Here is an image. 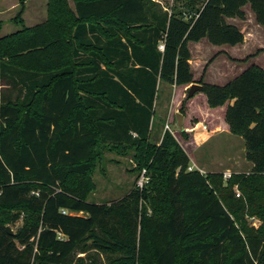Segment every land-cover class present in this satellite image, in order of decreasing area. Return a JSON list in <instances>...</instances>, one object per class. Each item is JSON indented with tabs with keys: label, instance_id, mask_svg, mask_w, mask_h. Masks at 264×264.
<instances>
[{
	"label": "trees",
	"instance_id": "trees-1",
	"mask_svg": "<svg viewBox=\"0 0 264 264\" xmlns=\"http://www.w3.org/2000/svg\"><path fill=\"white\" fill-rule=\"evenodd\" d=\"M72 1L47 0L43 23L0 39V264H83L75 254L90 251L100 264H264V70L200 79L193 96L225 107L249 173L188 171L177 138L189 148L208 133L198 118L150 142L160 88L194 83L188 44L241 45L227 20H245V6L264 35V0ZM100 146L134 149L148 182L88 202Z\"/></svg>",
	"mask_w": 264,
	"mask_h": 264
},
{
	"label": "rangeland",
	"instance_id": "rangeland-1",
	"mask_svg": "<svg viewBox=\"0 0 264 264\" xmlns=\"http://www.w3.org/2000/svg\"><path fill=\"white\" fill-rule=\"evenodd\" d=\"M25 1L26 0H0V39L11 36L23 28H31L40 23L42 20L34 17L37 11L42 18L46 20L47 4H43L44 6H42V8H36V5H39L42 0H31L26 3V9ZM159 1L164 5H169L171 2V0ZM25 9L26 14L24 17L23 13ZM244 11L245 20H228L229 23L236 25L242 32L244 42L241 46H225V51H217L219 48L210 47L209 49L203 50V52H199L197 55L199 58L203 57L207 59L210 65H206V67H210L206 69V71L209 70L206 76V80L209 83H221L222 79H224L223 77L226 78L227 75L231 73L225 62L231 63V66L235 70L239 67L244 68L249 65L264 67L263 31L255 22L249 7L244 8ZM232 58L237 61L231 60ZM182 90L184 89L179 88V90L176 91V95L180 100L187 95L186 92ZM172 94L173 89L164 85V87L160 88L156 101L153 127L158 130L161 127L162 134L166 124H169L171 130L176 132L179 131L176 125V116L179 115L180 104L174 105L171 113H168ZM201 96V94H197L192 103V109L196 111V116L199 121H202L203 116L206 114L205 105ZM186 110L187 108H185L183 112L182 123L183 127L188 128L194 125L195 120H188ZM184 118L186 119L185 122ZM200 131L201 130H199L198 133H200ZM177 139L186 152L189 154L192 153V149L190 150V148L186 147L180 137ZM150 142L157 144L154 136L150 138ZM215 142L216 139H212L207 145L201 146V149L196 154L197 158H202V163H204V167L207 171H218L220 173L227 171L230 174H247L250 172L249 163L244 158V146H242L239 141L233 139L232 142H230L231 144L222 141L219 143L220 145ZM97 151L98 156L90 175L94 186L92 192L88 196V202L90 203H109L121 199L135 186V182L143 170H145L147 174L146 168L139 169V166L135 162L133 158L135 154L134 149H116L109 146H100ZM234 193H239V191L234 188ZM72 214L74 215L75 213ZM244 221L252 228H257L261 224V221L255 217L245 216ZM20 225L21 221H18L14 225L9 226V228L11 231H15ZM77 257H83V264H89L92 257L96 259V264H100L102 261V256L93 253V251L85 254L77 253L75 254V258Z\"/></svg>",
	"mask_w": 264,
	"mask_h": 264
},
{
	"label": "crops",
	"instance_id": "crops-1",
	"mask_svg": "<svg viewBox=\"0 0 264 264\" xmlns=\"http://www.w3.org/2000/svg\"><path fill=\"white\" fill-rule=\"evenodd\" d=\"M31 1V0H26L25 1V8L27 9V2ZM44 1V2H43ZM70 9L73 10V1L72 0H66ZM158 1L160 4L161 2L159 0ZM47 4V0H42L41 3H39V5H36V8H39L44 5ZM249 7V6H245L244 8ZM26 9L23 13L24 17L26 14ZM245 12V11H244ZM252 13V12H251ZM254 16V15H253ZM34 17L42 20L40 23H43L45 20L42 18V16L39 14V12H35ZM255 19V18H254ZM228 20H234V19H228ZM227 20V22H228ZM38 23V24H40ZM229 23V22H228ZM233 24V23H231ZM37 25V24H36ZM234 25V24H233ZM35 26V25H34ZM236 26V25H235ZM244 42V41H243ZM243 44V43H242ZM241 44V45H242ZM241 45H237V46H241ZM210 47H216L219 48L217 51H225V46H212L210 45L205 39L197 42V43H189L188 44V50L190 53V60H189V66H190V70L192 73V78L194 83L198 82L200 79L204 82V83H208V84H215V85H224L227 82L231 81L232 79H234L236 76H238L243 70H245L247 67H239L236 70L231 66V63H227L225 62L228 67H229V72H231L230 74L227 75V77H223L224 79H222L221 83H209L206 80V76H207V72L206 71L207 68L210 67H206V65L208 64L207 59L201 57L199 58L197 55L199 54V52H203V50L205 49H209ZM234 59V58H232ZM209 65V64H208ZM210 66V65H209ZM257 66V65H256ZM197 67V68H196ZM259 67V66H258ZM261 69L264 70V67H260ZM225 80V81H224ZM193 84V83H192ZM190 85L186 86V87H175L173 88V94H172V99L169 102V112L171 113V111L174 108V105L176 106L177 104L179 105L180 102L182 100H180V98H178V96L176 95V91L179 90V88L184 89L182 91H185ZM172 89V88H171ZM193 98L189 99L186 103V116L188 117V120H196L197 116H196V111L192 109V103H193ZM201 99L205 105V110H206V114L203 116V121H205L207 123V125L210 128V131L208 133H202L199 134L196 137V140L193 142L192 139H190L189 141V148L192 151V153H188L187 155L189 157L190 163H189V167L191 168V170H198L201 173H206V172H218V171H207L204 167V163H202V158H197V152L201 149V146H205L207 145L210 141H212V139H216L215 143H218V145H220V142H224V143H229L232 142L233 139L239 141L241 143V145L243 146V141L240 138H236L232 135H230L229 131H228V127L224 122V118H223V114L225 111V107H221V108H217V109H208L206 107L205 104V98L204 96H201ZM156 106V103H155ZM185 118H184V122H185ZM183 124V123H182ZM185 124V123H184ZM155 134V135H154ZM154 136L155 142H157V144H159V141L161 139L162 136V130L161 127L160 129H156L153 127H151V137ZM192 155V156H191ZM249 167L251 168V164H249Z\"/></svg>",
	"mask_w": 264,
	"mask_h": 264
},
{
	"label": "built area",
	"instance_id": "built-area-1",
	"mask_svg": "<svg viewBox=\"0 0 264 264\" xmlns=\"http://www.w3.org/2000/svg\"><path fill=\"white\" fill-rule=\"evenodd\" d=\"M158 49L160 51L163 50V45L161 43L158 45ZM164 129H165L164 131H168L171 135H173V131L171 130L168 124L165 125ZM188 171H191L190 167H188ZM230 176L231 174L227 171L222 173V179L224 181H227L230 178ZM147 182H148V177L145 173V170H143L135 182V187L141 189L144 186V184H146ZM236 197H239V193H236Z\"/></svg>",
	"mask_w": 264,
	"mask_h": 264
},
{
	"label": "water",
	"instance_id": "water-1",
	"mask_svg": "<svg viewBox=\"0 0 264 264\" xmlns=\"http://www.w3.org/2000/svg\"><path fill=\"white\" fill-rule=\"evenodd\" d=\"M202 87L201 85L197 84V83H193L189 86L188 91H187V98H192L196 93L201 92ZM176 123H177V127L179 128V130H182V117L180 115L176 116ZM6 232L11 235L12 231L10 230L9 227H6Z\"/></svg>",
	"mask_w": 264,
	"mask_h": 264
}]
</instances>
